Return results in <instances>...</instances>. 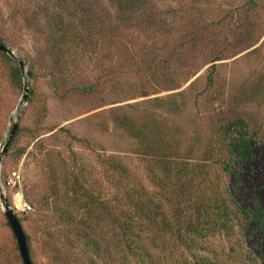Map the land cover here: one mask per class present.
Returning <instances> with one entry per match:
<instances>
[{
	"label": "rangeland",
	"instance_id": "obj_1",
	"mask_svg": "<svg viewBox=\"0 0 264 264\" xmlns=\"http://www.w3.org/2000/svg\"><path fill=\"white\" fill-rule=\"evenodd\" d=\"M29 1L36 11L25 17L16 9L24 0H0V37L34 74L26 77L33 102L21 105L16 142L0 161V195L31 237L32 264L78 263L80 245L71 247L69 238L84 213L71 205L64 180L71 184L76 177L86 192L110 204L117 198L118 208L131 214L130 200L121 204L124 193L111 185L97 157L113 156L125 166V192L142 185L143 198L153 196L148 175L162 151L192 164L213 158L209 146L221 113L244 119L251 134V157L232 165L227 184L242 208L249 210L255 196L264 210V0H139L125 11L120 0H103L98 14L107 19L106 36L87 26L96 0ZM61 8L84 38L60 40L56 64L43 31L45 16ZM21 81L23 86V76ZM21 94L0 60V150ZM40 106L45 109L35 124ZM2 201L0 264H21ZM24 202L31 210L22 211ZM162 206L166 219L177 218L180 231L191 222L192 213L177 216L174 198L162 200ZM56 210L75 220L60 221ZM230 222L227 233L200 239L160 233L154 243L148 222L139 219L136 229L142 245L156 246L158 264H264V225L242 222L237 212Z\"/></svg>",
	"mask_w": 264,
	"mask_h": 264
},
{
	"label": "trees",
	"instance_id": "obj_2",
	"mask_svg": "<svg viewBox=\"0 0 264 264\" xmlns=\"http://www.w3.org/2000/svg\"><path fill=\"white\" fill-rule=\"evenodd\" d=\"M96 1V7L93 6V22L87 24V26L91 25L96 35L106 36L108 33L107 19L101 20L98 14L103 0ZM137 1L139 0H120L121 10L125 11L127 8H133L138 5ZM20 7L16 9L25 17L31 15L29 12L36 11L29 0H24ZM45 17L47 23L43 31V39L48 54L50 56L55 54V63L58 64V54H56L57 51L54 46L58 45L60 40L72 39L78 41L79 38H84V36L81 35V30L77 29L74 22L68 23L65 20L62 15V8L59 12L55 9L53 13L50 12ZM87 30L89 32L90 28H87ZM0 41L5 45L1 37ZM93 46L97 47L95 44ZM0 60L4 62L11 80L15 81L19 88H23L21 83L22 73L18 63L1 51ZM22 62L25 65L24 61ZM214 65H211L209 72V83L213 82ZM26 75L28 78H32L34 76L32 69L29 68ZM76 89L88 91L92 87L90 85H77ZM24 102H33L32 91L26 96ZM40 107L41 110L38 107L35 113V124L39 123L41 111L45 109V106ZM63 130L69 133L67 129ZM19 131L18 126L9 143L8 150L16 142ZM72 137L77 139L75 136ZM250 138L248 124L244 119L237 117L229 120L225 114L221 113L218 116V125L214 130V136L209 146L213 158L211 160L207 159L209 162L205 164H192L189 160H182L178 156H170L169 152L167 153L169 156L166 155V150H164L165 152L162 151L160 158L155 159L153 167H150L152 174L148 175V179L156 191H154L153 196L148 195L145 198H143L144 188L142 185H140L138 191L131 193L123 190L125 187L122 177L124 173H127V169L121 164L120 160L115 159L113 156L105 158L99 155L97 160L107 170L111 185L124 193L121 204L125 202L126 198L130 200V204L133 206L131 214L118 208L120 200L117 198L110 204L104 196L98 197L100 194H97L98 196L93 194L92 196L90 192H86L76 177L71 184L64 180L61 186L71 194V205L74 204L77 207L79 205L84 213L82 218L75 221L80 227L77 226L78 228L74 230L69 238L71 247H74L75 244L80 245L81 252L76 264H158L157 257L153 255L156 246L151 247V251L150 248L148 249L144 244L142 245V236H138L136 222L139 219L148 222L151 228L155 229V235H152L150 240L151 243L155 242L160 233L169 237L174 236L175 239L189 234L194 239H200L216 233H227L235 212L239 214L242 222L252 221L258 228H262L264 225V210L257 197H251L252 205L249 210L242 208L235 201L232 189L228 186L226 180L232 174L233 164L238 166L250 159ZM155 170L161 173L157 174ZM160 192H163L162 198ZM51 193L57 194L56 186H53ZM82 198H84V203L80 204ZM172 198L180 204L179 209L175 212L178 217L184 213H192L191 222L185 223V227L181 231L178 223H176L178 221L176 217L172 223L164 215L162 200L168 201ZM44 204L47 210H50L49 203L45 201ZM117 208L119 213H116ZM54 213H57L56 217L60 221L72 223L75 220L72 216H68L69 213L66 210H56ZM18 219L20 222L22 221V218L18 217ZM105 222L109 224L105 226ZM238 223L240 225L241 222ZM86 229L90 232H85ZM23 231L31 256V237L25 230ZM48 235L53 237L55 232L51 231ZM72 236L76 241L74 244ZM16 248H18L17 243ZM214 261L208 262L209 264H216ZM21 264H23L22 260ZM199 264H204V262Z\"/></svg>",
	"mask_w": 264,
	"mask_h": 264
},
{
	"label": "water",
	"instance_id": "obj_3",
	"mask_svg": "<svg viewBox=\"0 0 264 264\" xmlns=\"http://www.w3.org/2000/svg\"><path fill=\"white\" fill-rule=\"evenodd\" d=\"M0 51L7 54L8 56H10L11 58H13L19 65L22 76H23V88H22V94L21 97L18 101V104L16 106L15 112L16 115L13 118L11 127H10V131L9 134L7 136L6 141L4 142V144L2 145V148L0 150V161L2 156L6 153L9 143L11 141V139L13 138L16 129L18 127V119H19V109L21 107V105L24 103L26 96L29 92L28 89V84L26 82V69H25V65L23 64V62L21 61V59L19 57H17L12 50H10L7 46H5L1 41H0ZM0 199L3 200V214L7 220V223L13 233V236L16 240L17 246H18V251L19 254L21 256V260L23 264H32L31 258H30V254L28 251V246H27V241H26V236L25 233L23 231L21 222L19 221L18 217L16 216V214L14 213L13 209L9 206V204L6 202V200L4 199V196L0 195Z\"/></svg>",
	"mask_w": 264,
	"mask_h": 264
},
{
	"label": "built area",
	"instance_id": "obj_4",
	"mask_svg": "<svg viewBox=\"0 0 264 264\" xmlns=\"http://www.w3.org/2000/svg\"><path fill=\"white\" fill-rule=\"evenodd\" d=\"M22 211H29V210H31V207H30V205L29 204H27V203H23V205H22Z\"/></svg>",
	"mask_w": 264,
	"mask_h": 264
}]
</instances>
